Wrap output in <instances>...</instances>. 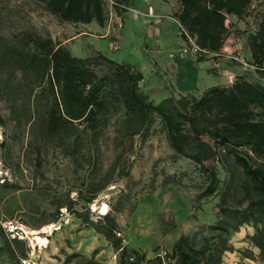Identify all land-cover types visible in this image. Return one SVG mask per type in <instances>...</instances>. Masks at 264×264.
I'll use <instances>...</instances> for the list:
<instances>
[{
  "label": "rangeland",
  "instance_id": "obj_1",
  "mask_svg": "<svg viewBox=\"0 0 264 264\" xmlns=\"http://www.w3.org/2000/svg\"><path fill=\"white\" fill-rule=\"evenodd\" d=\"M137 3L118 14L103 0L106 21L100 27L62 22L33 0H0V51L21 32L48 33L76 57L103 54L132 65L142 72L141 90L154 103L171 96L200 98L238 78L264 87V66L243 71L231 60L238 55L253 62L247 40L257 30L260 0H253L243 19L229 17L221 53L206 56L194 38H184L175 18L179 2L160 8L150 0ZM11 81L22 83L20 72L2 66L0 264H17L5 251V241L14 239L21 242L14 244L20 264H118L113 247L67 210L70 204L76 213L89 208L91 221L114 218L124 245L147 259L171 253L185 236L194 248L206 250L202 264H264V217L245 199V176L233 157L216 165L215 192L201 198L210 181L198 165L174 153L158 119L148 133L131 136L119 112L74 156L63 143L31 147L30 126L17 125L11 111L27 98L7 88ZM37 98L34 94L31 102L42 107Z\"/></svg>",
  "mask_w": 264,
  "mask_h": 264
},
{
  "label": "trees",
  "instance_id": "obj_2",
  "mask_svg": "<svg viewBox=\"0 0 264 264\" xmlns=\"http://www.w3.org/2000/svg\"><path fill=\"white\" fill-rule=\"evenodd\" d=\"M58 20L104 27L103 0H33ZM115 11L123 14L135 0H112ZM176 1L180 9L175 18L186 35L196 40L200 50L220 54L226 41L228 16L243 19L253 0H161ZM247 46L258 71L264 66V0L257 30L248 37ZM20 72L22 83L7 82V88L27 98L20 106L13 104V121L31 129V147L42 143L64 144L73 156L84 140L98 136L109 120L122 112L124 128L131 136L149 132L158 119L170 148L178 157L198 165L210 181L201 198L212 195L216 186V165L233 157L245 176V199L264 217V87L238 78L231 87H214L200 98L191 95L171 96L154 103L141 90L142 72L128 63H118L103 54L79 58L48 33L25 31L2 45L0 69ZM36 94L44 101L40 107ZM37 98V99H38ZM6 125L0 116V127ZM89 135V136H88ZM86 136V137H85ZM0 144V148L2 147ZM9 186L8 184L4 187ZM92 203V201H89ZM90 228L102 235L118 256V264H202L206 250H198L182 236L165 256L147 259L145 254L130 251L118 236L111 216L91 221L86 214L73 211ZM60 208L57 209L58 220ZM248 217L238 221L240 225ZM14 244L5 241L9 258L20 264ZM264 250V249H263ZM264 252V251H263Z\"/></svg>",
  "mask_w": 264,
  "mask_h": 264
},
{
  "label": "built area",
  "instance_id": "obj_3",
  "mask_svg": "<svg viewBox=\"0 0 264 264\" xmlns=\"http://www.w3.org/2000/svg\"><path fill=\"white\" fill-rule=\"evenodd\" d=\"M113 4V1L110 0ZM260 4L262 5L263 4V0H260ZM253 8V7H252ZM229 19V16L227 17ZM228 27V25H227ZM198 47V46H197ZM199 48V47H198ZM200 53L202 54V56H206V55H209L210 53L206 52V51H202L200 50ZM231 60L235 61L236 63H239L240 64V69L243 70V71H258V67L254 65V63L252 62L251 64H248L246 63V61L244 59H242L240 56H234V57H231Z\"/></svg>",
  "mask_w": 264,
  "mask_h": 264
},
{
  "label": "crops",
  "instance_id": "obj_4",
  "mask_svg": "<svg viewBox=\"0 0 264 264\" xmlns=\"http://www.w3.org/2000/svg\"><path fill=\"white\" fill-rule=\"evenodd\" d=\"M139 1H145V0H136V3ZM151 4H153L156 8H158L159 6H161L164 2H162L161 0H150ZM138 4V3H137ZM160 8V7H159Z\"/></svg>",
  "mask_w": 264,
  "mask_h": 264
},
{
  "label": "bare ground",
  "instance_id": "obj_5",
  "mask_svg": "<svg viewBox=\"0 0 264 264\" xmlns=\"http://www.w3.org/2000/svg\"><path fill=\"white\" fill-rule=\"evenodd\" d=\"M48 230V229H47Z\"/></svg>",
  "mask_w": 264,
  "mask_h": 264
}]
</instances>
